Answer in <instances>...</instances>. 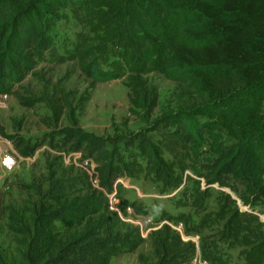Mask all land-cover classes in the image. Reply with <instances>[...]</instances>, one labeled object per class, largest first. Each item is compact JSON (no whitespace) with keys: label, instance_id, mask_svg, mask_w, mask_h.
Returning a JSON list of instances; mask_svg holds the SVG:
<instances>
[{"label":"rangeland","instance_id":"obj_1","mask_svg":"<svg viewBox=\"0 0 264 264\" xmlns=\"http://www.w3.org/2000/svg\"><path fill=\"white\" fill-rule=\"evenodd\" d=\"M24 2L0 1V56L5 30ZM63 6L55 15L41 17L42 33L17 52L15 66L5 71L0 65V96H6L0 97V153L16 160L9 172L0 167V264H27L30 221L47 182H82L91 175L97 179L92 187L99 188L109 164V210L124 225L137 228L142 238L136 250L115 255L110 264H158L150 233L163 225L195 246L193 258L181 264H211L202 257V245L222 264H243L246 246L224 235L230 214L221 192L236 199L244 220L257 217L264 224V195L256 191L260 176L251 171L216 173L217 163L235 142L202 128L205 118L188 121L189 130L182 129L176 138L168 136L164 123L155 130L175 86L160 73L145 77L160 102L149 118L130 105L126 77L97 82L89 69L92 58L78 55L83 44L93 43V35ZM162 170L171 178L181 174V184L169 187L160 180ZM180 214L182 223L163 219ZM248 227L264 233V225Z\"/></svg>","mask_w":264,"mask_h":264},{"label":"trees","instance_id":"obj_2","mask_svg":"<svg viewBox=\"0 0 264 264\" xmlns=\"http://www.w3.org/2000/svg\"><path fill=\"white\" fill-rule=\"evenodd\" d=\"M64 3L93 35V43L83 44L78 55L92 58L89 69L97 82L126 77L130 105L149 118L160 102L145 77L160 73L175 86L155 130L164 123L168 136L176 138L182 129L189 130L188 121L205 118L202 128L235 142L217 163L216 173L256 172V191L264 195V0H25L4 33L0 65L5 71L16 65L17 52L42 33L41 17L55 15ZM80 40H85L82 34ZM108 173L99 188L92 187L88 175L82 182L57 178L39 190L27 264H110L115 255L139 247V230L109 210ZM160 176L171 188L182 181L181 174L171 178L162 170ZM221 193L230 214L224 235L246 246L243 264H264V233L248 227L264 224L257 217L244 220L236 199ZM243 201L250 205V200ZM163 219L177 224L184 216ZM150 239L158 264L185 263L196 252L194 244L183 242L168 225L152 231ZM206 251L202 245L205 261L222 264Z\"/></svg>","mask_w":264,"mask_h":264},{"label":"built area","instance_id":"obj_3","mask_svg":"<svg viewBox=\"0 0 264 264\" xmlns=\"http://www.w3.org/2000/svg\"><path fill=\"white\" fill-rule=\"evenodd\" d=\"M0 97H6V96L3 95V96H0ZM15 166H16V160H15V157L13 155L8 154L7 152H3V153L1 152L0 153V167H1V169L3 171L9 172L12 169H14ZM90 177H91V183H92V181H94L95 183L97 182L96 178H93V176H91V175H90ZM121 184H122V182H121ZM126 209L127 210H131V208H129V207L126 208ZM120 218H121V216H120ZM148 223L149 224L151 223V219L150 218L148 219Z\"/></svg>","mask_w":264,"mask_h":264}]
</instances>
